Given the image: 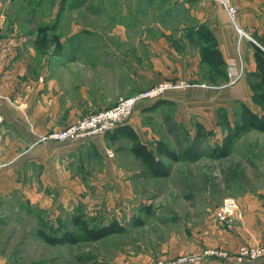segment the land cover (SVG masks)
Returning a JSON list of instances; mask_svg holds the SVG:
<instances>
[{"label": "rangeland", "instance_id": "obj_1", "mask_svg": "<svg viewBox=\"0 0 264 264\" xmlns=\"http://www.w3.org/2000/svg\"><path fill=\"white\" fill-rule=\"evenodd\" d=\"M37 1L43 4L42 14L47 16L40 19L39 15L33 17L32 20L37 22L34 25L37 29L45 26L55 28L46 34L49 37L47 41L55 33L65 38L72 25L100 29L102 34L99 38L95 40V35H91V39L84 40L98 43L105 42L103 37L107 41L118 40V34L112 29L114 26L144 28V32L137 28L138 31L135 29L134 33L126 34L128 54L139 68L152 71V75L158 73L161 80L134 95L118 98L108 109L120 99L135 97L159 83H171L177 87L166 91L162 99L152 105L138 103L126 123L134 125L138 139L150 149L157 141L175 149L174 140L166 130V117L169 118L168 123H177L190 137L194 136L197 123L203 125L206 138L202 147L203 156L199 160L172 163L162 159L169 167L168 176L152 178L139 174L138 164L129 152L128 141L117 145L105 139L104 146L98 150L85 148L84 140L58 142L43 139L54 131L42 135L31 131V150L47 142L67 147L58 150H63V155H56V152L46 163L31 164L26 167L25 177L17 178V182L30 187V194L25 193L23 188H17L6 197H0V264H174L182 257L201 256L207 250L226 253V258H204L198 264H263L262 260L238 262L236 253L242 246L264 244H242L236 250L219 244L224 238L232 236L237 227L243 226L240 202L247 205L264 203V132L246 130L228 140L239 125L242 106L258 116L263 114L261 108L251 97L247 105L234 101L225 108H218L214 116L202 118L186 110L183 104L164 100L170 93L184 95L193 89L220 94L235 86L247 74L246 59L241 54L242 75L234 85L226 86L225 61L219 67L202 60L201 54L206 45L200 43L195 46L189 42L188 36L202 23L195 15L203 8L201 0L159 3L90 0L85 3L87 6L79 3L82 7L68 12L53 10L60 0ZM26 2L28 5L24 8ZM34 2L36 0H0V20H3L0 25L3 28L30 25L24 13ZM260 5L263 8L264 2ZM88 6L93 9L88 10ZM248 14L246 11L242 14L239 26L253 39V28L243 24V21L252 18H248ZM263 15L261 11L259 19L255 17L254 21L261 28H264ZM47 18L46 25L44 21ZM173 25L186 28L175 33V41L171 40V34L166 33ZM3 28L0 27L2 33ZM244 40L240 41V46ZM134 42H139L136 48L131 46ZM160 43L162 47L167 46L168 60L162 54H155L156 45ZM141 50L143 56L138 54ZM55 53L51 49L46 55L52 58ZM132 68L129 65V74ZM88 115L91 114L75 115L76 120L72 123H64L71 125ZM63 116L66 118L68 115ZM67 124L55 131L67 128ZM76 147L79 152L72 154L69 150ZM225 148L226 158L217 160L210 156L211 151L219 152ZM12 163L0 161V169ZM45 164L51 172L48 177H41ZM232 173H237L240 178L230 180ZM227 198L233 199L237 207L229 225L214 217V212ZM74 218L86 223L88 229L98 230L112 225L120 227L123 232L91 240L79 226L73 224ZM38 231L49 237L64 236V242L49 245L40 238ZM66 234L70 235L69 238Z\"/></svg>", "mask_w": 264, "mask_h": 264}, {"label": "crops", "instance_id": "obj_2", "mask_svg": "<svg viewBox=\"0 0 264 264\" xmlns=\"http://www.w3.org/2000/svg\"><path fill=\"white\" fill-rule=\"evenodd\" d=\"M62 1L58 2V7L53 8L54 11L59 12L64 9L68 12L90 2V0ZM141 1L159 3L177 0ZM232 1L238 9L239 25H241L242 14L246 11L249 13L248 18H252L246 22L243 21V24L249 29L253 28L254 34L261 36L264 28L254 21L255 17L259 19L261 11L264 12V7L261 8L260 5L264 0ZM36 2L34 5L32 3L24 13L30 25L4 26V28L0 25L4 34L3 47L0 50V161L5 163L13 161L7 168L0 169L1 198L15 192L17 188H23L25 193L30 194L28 185L17 182L19 176L25 177L26 167L37 162L46 163L56 152V155L64 154L63 150L59 152L58 150L65 149L67 145L57 142H47L35 150L29 149L33 142L31 131L42 135L62 129L65 124L76 120L75 115L93 114L108 109L116 103L118 98L134 95L161 80L158 73L152 75V71L139 68L136 61L128 54L129 43L126 34L134 33L137 28L140 32H144V28L128 25L114 26L112 29L118 34V40L107 41L106 37H103L105 42L98 43L84 40L91 39V35H95V40L99 38L102 34L100 29L72 25L71 32L65 38L58 37L55 33L50 41H44L38 35V29L35 26L37 22L35 23L32 18L38 15L39 19L46 18L47 15L42 14L43 4L37 0ZM27 5V2L24 3V8ZM201 6L203 8L196 11L195 15L201 20V24L205 23L204 25L215 38L223 61L234 57L236 33L228 23L225 12L211 0H201ZM38 9L41 10L38 12ZM92 9L93 7L88 6V10ZM189 12L192 13V10ZM48 20L47 18L44 21L46 25ZM2 22L3 20H0V23ZM182 29L186 28L173 25L172 28L167 29L166 33L171 34V40L175 41V33ZM248 42L249 40L245 39L240 46L241 54H244L246 59V73L255 70L251 41L249 46ZM138 45L139 42H134L131 46L136 48ZM156 47L155 54H162L168 60L170 54L167 46L162 47L160 43ZM51 49H54L56 53L49 58L46 53ZM141 52L142 50L138 54L143 56ZM129 65L133 67L131 74H129ZM251 97L252 93L244 76L235 86L220 94H214L210 90L193 89L184 95L170 93L164 97V100L183 104L192 114L206 118L209 115L214 116L218 108H225L234 101L247 105ZM64 114L68 116L64 118ZM198 121L202 122L200 119ZM123 126L135 131L132 123L128 122ZM112 133L85 139L82 141L83 146L99 150L101 146H104L105 139L110 141L109 137ZM77 149L76 147L69 151L74 154L79 152ZM49 172L51 170L45 164L41 177H48ZM239 206L243 213V226L237 227L232 232V236L224 238L219 244L234 250L242 244H264V203L247 205L242 201Z\"/></svg>", "mask_w": 264, "mask_h": 264}, {"label": "trees", "instance_id": "obj_3", "mask_svg": "<svg viewBox=\"0 0 264 264\" xmlns=\"http://www.w3.org/2000/svg\"><path fill=\"white\" fill-rule=\"evenodd\" d=\"M54 29V27H40L38 28V35L42 37L41 40L46 41V33ZM53 39H55V37ZM188 40L195 46H198L200 43L206 45V49L201 54L202 60L214 63L219 67L224 64L221 53L217 48V42L204 24H200L196 27L194 33L188 36ZM252 40L251 48L253 50L255 70L247 73L245 77L252 93V99L256 101V105L261 108L263 114L258 116L251 112L248 107L242 106L239 125L235 127V131L231 133V136H228L229 141L236 138L240 132L246 130L264 132V33L261 36L254 34ZM165 121L167 133L173 138L175 149H170L163 141L155 142L154 148L150 149L146 143L138 139L136 132L127 126H119L113 130L109 140L111 143L117 145L123 141L130 142L129 152L138 164L139 174L152 178L167 177L169 174V167L164 165L162 159L172 163L181 161L189 163L196 162L203 156L202 147L206 134L204 132V127L199 123L195 125L194 136L190 137L177 123H168V117L165 118ZM210 156L217 160L226 158L227 148L219 152L213 150L210 152ZM251 166L253 167L252 164ZM238 178H240V176L237 173H232L230 175V180L232 181ZM187 198L189 199V197ZM79 220L80 219L74 218L73 224L79 226L91 240H99L112 234L123 232V229L120 227H114L112 225L102 227L98 230L88 229L86 223ZM38 235L49 245H56L64 242V236L60 238L49 237L42 231H38ZM65 236L69 238L70 235L66 234Z\"/></svg>", "mask_w": 264, "mask_h": 264}, {"label": "built area", "instance_id": "obj_4", "mask_svg": "<svg viewBox=\"0 0 264 264\" xmlns=\"http://www.w3.org/2000/svg\"><path fill=\"white\" fill-rule=\"evenodd\" d=\"M212 3L218 5L225 12L228 23L237 34V53L234 57L227 58L225 64L227 66V80L229 85H234L242 75V57L240 51V41L247 39L253 42L239 26L238 23V9L233 4L232 0H211ZM0 29V50L3 47V35ZM225 86V87H226ZM177 86L171 83H159L154 88L143 92L135 97L120 99L118 103L111 109L103 110L69 125L67 128L54 131L45 136L43 139H49L58 142L81 141L88 139L91 136L102 135L115 130L117 127L126 124V121L135 110L140 102H146L152 105L162 95ZM149 105V106H150ZM236 203L233 199H225L221 206L214 212V217L226 224H230L232 216L236 212ZM204 258H226V253L214 250H207L201 256L182 257L174 264H198ZM236 260L238 262L255 263L259 260L264 261V245L257 246H242L236 253Z\"/></svg>", "mask_w": 264, "mask_h": 264}]
</instances>
